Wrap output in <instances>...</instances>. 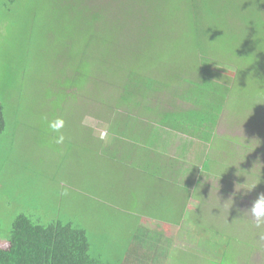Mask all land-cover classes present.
I'll list each match as a JSON object with an SVG mask.
<instances>
[{
	"label": "rangeland",
	"instance_id": "374dc122",
	"mask_svg": "<svg viewBox=\"0 0 264 264\" xmlns=\"http://www.w3.org/2000/svg\"><path fill=\"white\" fill-rule=\"evenodd\" d=\"M9 1L0 0V100L6 120L0 134V249H8L11 224L24 214L43 224L81 226L106 264H125L139 227L156 236L145 240L149 248L164 260L169 253L166 264H264V244L260 252L256 241L264 231L251 227V235L230 236L222 224L216 233L215 215L202 204L197 209L199 194L179 189L175 200L163 197L154 174L133 172L130 163L115 160L109 145L113 136L124 139L127 127L167 125L163 116L176 113L168 112L175 107L183 109L177 121L186 122L197 114V104L214 102L224 108L217 131L234 142L231 154L220 159L231 166V175L202 177L199 189L204 184L213 186L211 194L214 186L248 191L259 180L255 186L264 190V4L75 0L73 5L89 6L78 11L69 0ZM94 10L103 16L92 20ZM131 80L162 91L144 102L139 98L154 110L149 113L164 112L159 121L156 115L142 120L139 110L128 114L138 101L122 100L134 92ZM205 83L212 91L206 92ZM185 89L187 100L177 93ZM58 119L63 126L53 131L49 125ZM160 129L168 134L165 153L180 156L181 134ZM125 139L143 141L131 134ZM179 216V224L167 220ZM135 264L152 263L138 257Z\"/></svg>",
	"mask_w": 264,
	"mask_h": 264
},
{
	"label": "trees",
	"instance_id": "16d2710c",
	"mask_svg": "<svg viewBox=\"0 0 264 264\" xmlns=\"http://www.w3.org/2000/svg\"><path fill=\"white\" fill-rule=\"evenodd\" d=\"M89 1L93 3L97 2L96 4L103 3L102 0ZM74 2L75 0H69L70 8L72 7L78 11H84V8L89 9L88 5L80 7L73 5L72 3ZM130 8H132V6H130ZM98 11L99 10H94V13H92V20L98 16H103ZM137 44L138 42L132 46L131 50L135 49L136 51ZM129 85L132 86L134 92L129 93V97H122V100L127 103L135 102L134 100L138 97V101H136V104L131 103L129 105L131 110L128 114L133 115L134 110H139L137 112L140 116L137 117H141L142 120L144 119V121L149 122L151 120L149 116L156 115V121H159L158 117H162L164 112L155 111L156 113H149L153 109H148V106L140 103L139 98L144 102L148 100L149 95L152 96V94H157V96H159L163 94L162 91L160 89L155 91L152 86L150 89L146 86L145 89V87H143L144 83L141 81L131 80L130 83H128V86ZM213 88L214 87L210 85L206 92L212 91ZM186 90L187 89L183 90V93L182 91L177 92L181 97H185V100H187ZM191 91L192 94L195 93L194 90L191 89ZM196 107V111L198 110V112L196 115L191 116V121H177L180 115L179 113L183 112V109L175 107L168 112L176 113L163 116L164 119L162 122L167 123L165 126H148V128L145 126L143 129L127 127L125 134L121 135L124 136V139L113 136L109 145L111 144V147L115 150V160L124 164L130 163L135 173H145L150 176L154 174L153 177L157 179L158 184L164 186L165 191H163L165 194H162V196H172L174 200L178 196L177 191L179 189L181 192H186L187 189L188 192L191 193L192 189L200 185L199 183L202 177H204V179L206 177H212L217 180H228L227 172L230 174L232 168L231 166L223 165L225 161H220V159H222V155L224 154H227L226 156L231 154L232 150H229V146L234 142L233 139L227 136H220L217 131L218 123L224 108H220L215 105L214 102L202 103L200 106L197 104ZM193 109H191L190 112ZM145 111L148 114L146 113L145 115ZM128 118L136 119V116L128 115ZM163 127L168 128V130L179 132L183 137V141L180 144L181 149L178 150L181 154L180 156L174 157L165 153L169 141L164 138L167 137L168 134L160 129ZM5 129L6 120L4 119V105L0 100V134H2ZM137 129L138 134L135 132ZM130 134L137 138L141 137L143 141H127L125 137ZM109 135L108 133L107 136ZM184 137L189 138L188 141H186ZM175 138L176 135H173L169 140H174ZM215 154L218 159L214 157ZM118 155H120V158ZM124 157L128 159L124 160ZM185 179L186 186H180ZM159 191L162 193L161 190ZM189 198L190 196L187 197V202ZM197 213L202 214L204 212L198 211ZM35 220L33 216L29 217L24 214L17 215L14 218L10 232L6 237L9 247L7 250L0 249V264H106L101 260L102 253L93 250L88 233L81 226L64 223L62 221L43 224ZM167 220L168 222L179 224L183 219L182 216H179V218L174 219V217H170L167 218ZM135 234L136 238H134L133 246H129L131 248L127 254L125 264H135L138 257L141 260L150 261L152 264H154L155 261L159 262V264H166L167 261H169V253L166 254L164 260L158 255L157 250L152 247L149 248V246L145 244V240H154L153 237L156 236H152L141 227L137 228ZM157 240L159 241L161 239L158 237ZM169 244L170 243L166 245L169 246ZM163 250L164 246L162 247V251ZM148 254H150V256H148Z\"/></svg>",
	"mask_w": 264,
	"mask_h": 264
},
{
	"label": "crops",
	"instance_id": "0c3cea01",
	"mask_svg": "<svg viewBox=\"0 0 264 264\" xmlns=\"http://www.w3.org/2000/svg\"><path fill=\"white\" fill-rule=\"evenodd\" d=\"M198 186L192 189L191 191V192L193 191L196 192L194 195L199 194L198 201H195L196 203H198L197 209L199 210L202 204L204 208L207 207L206 210L209 211L210 209V212H212V214L215 215L213 221L217 220V225H215L216 233H218L221 230L220 226L222 224L224 225L226 231L231 234L230 236H236L237 234H243L246 232L248 233V235H251L252 232H254L251 227H254V229L257 231H264V224H261L258 227L255 224L254 220L246 212V210L248 209L247 205H250L251 202L256 198V196L259 193H264V190H261V187L263 185L255 186L248 191L243 190V189H247L246 187L243 188L239 187L241 188V190L237 191L239 192L238 194H236L237 189L235 190L233 189L234 192H232L231 190L227 191L225 189L218 191L219 189L217 188V186H214L216 189L215 192L219 193L218 196H214V197L212 196L214 195L215 192H213L212 194L210 192L214 190L213 186L202 184L201 190L199 189ZM210 200L212 202H210ZM237 200L240 201V202L238 201L240 204L236 202ZM217 202H218V206H216ZM241 203L244 204V207L242 206ZM206 210H203V212H205ZM246 222L250 224V227L243 226V223ZM236 226L237 228L235 230ZM256 241L258 242L257 248H259L260 252H262L263 250L262 244H264V238L256 239Z\"/></svg>",
	"mask_w": 264,
	"mask_h": 264
},
{
	"label": "clouds",
	"instance_id": "9594fccd",
	"mask_svg": "<svg viewBox=\"0 0 264 264\" xmlns=\"http://www.w3.org/2000/svg\"><path fill=\"white\" fill-rule=\"evenodd\" d=\"M260 4H264V0H259ZM63 120H56L54 123H51L49 126L53 131H59L63 126ZM63 141V136H60L57 139V143ZM259 183V180L257 181ZM256 183V184H257ZM255 184V185H256ZM255 185L251 186V190ZM247 214L254 220L255 224L259 227L261 224H264V193H259L256 198L251 202L250 206L246 210Z\"/></svg>",
	"mask_w": 264,
	"mask_h": 264
}]
</instances>
